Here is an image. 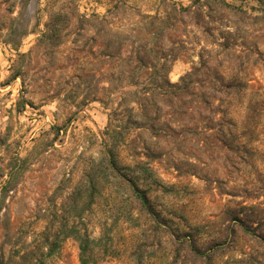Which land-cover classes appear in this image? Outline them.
<instances>
[{
	"label": "rangeland",
	"instance_id": "rangeland-1",
	"mask_svg": "<svg viewBox=\"0 0 264 264\" xmlns=\"http://www.w3.org/2000/svg\"><path fill=\"white\" fill-rule=\"evenodd\" d=\"M0 264H264V0H0Z\"/></svg>",
	"mask_w": 264,
	"mask_h": 264
},
{
	"label": "trees",
	"instance_id": "trees-1",
	"mask_svg": "<svg viewBox=\"0 0 264 264\" xmlns=\"http://www.w3.org/2000/svg\"><path fill=\"white\" fill-rule=\"evenodd\" d=\"M138 68L137 69H139V68H141V69H145V68H148V69H150L151 68V62L150 61H145V60H143V59H141V60H138ZM140 70V69H139ZM145 201V200H144ZM82 247H81V252H82V256H83V253H84V247H85V244H82L81 245Z\"/></svg>",
	"mask_w": 264,
	"mask_h": 264
}]
</instances>
